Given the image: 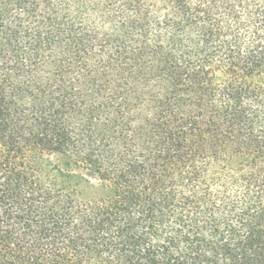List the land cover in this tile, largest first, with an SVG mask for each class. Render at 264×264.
I'll return each mask as SVG.
<instances>
[{"label":"trees","instance_id":"trees-1","mask_svg":"<svg viewBox=\"0 0 264 264\" xmlns=\"http://www.w3.org/2000/svg\"><path fill=\"white\" fill-rule=\"evenodd\" d=\"M0 264H264V0H0Z\"/></svg>","mask_w":264,"mask_h":264}]
</instances>
